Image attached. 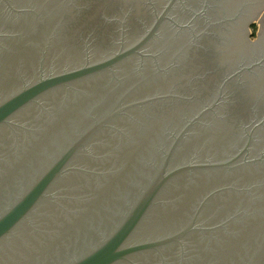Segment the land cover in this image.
Wrapping results in <instances>:
<instances>
[{"label":"water","instance_id":"1","mask_svg":"<svg viewBox=\"0 0 264 264\" xmlns=\"http://www.w3.org/2000/svg\"><path fill=\"white\" fill-rule=\"evenodd\" d=\"M0 264H264V0H0Z\"/></svg>","mask_w":264,"mask_h":264},{"label":"rangeland","instance_id":"2","mask_svg":"<svg viewBox=\"0 0 264 264\" xmlns=\"http://www.w3.org/2000/svg\"><path fill=\"white\" fill-rule=\"evenodd\" d=\"M259 26L255 23V25L252 27V29L250 30V41L251 42H256L257 40V35L259 33Z\"/></svg>","mask_w":264,"mask_h":264},{"label":"flooded vegetation","instance_id":"3","mask_svg":"<svg viewBox=\"0 0 264 264\" xmlns=\"http://www.w3.org/2000/svg\"><path fill=\"white\" fill-rule=\"evenodd\" d=\"M221 8V7H220ZM222 9V8H221ZM229 9H231V6H227L226 7V10H229ZM255 24H253L252 26H251V28H250V30L252 29V27L254 26ZM230 31H231V29H230ZM257 39H258V35H257ZM257 41V40H256Z\"/></svg>","mask_w":264,"mask_h":264}]
</instances>
